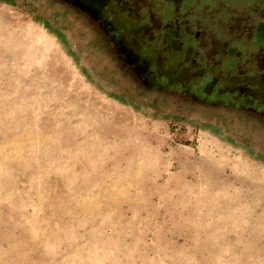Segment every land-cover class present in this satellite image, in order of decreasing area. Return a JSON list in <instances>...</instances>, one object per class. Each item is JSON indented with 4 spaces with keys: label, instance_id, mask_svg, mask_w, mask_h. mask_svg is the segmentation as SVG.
Masks as SVG:
<instances>
[{
    "label": "rangeland",
    "instance_id": "1",
    "mask_svg": "<svg viewBox=\"0 0 264 264\" xmlns=\"http://www.w3.org/2000/svg\"><path fill=\"white\" fill-rule=\"evenodd\" d=\"M82 16L0 0V264H264V123L144 86Z\"/></svg>",
    "mask_w": 264,
    "mask_h": 264
},
{
    "label": "flooded vegetation",
    "instance_id": "2",
    "mask_svg": "<svg viewBox=\"0 0 264 264\" xmlns=\"http://www.w3.org/2000/svg\"><path fill=\"white\" fill-rule=\"evenodd\" d=\"M58 1L90 20L111 55L137 72L144 86L173 89L209 107L232 106L264 123V65L252 53L264 47L256 37L264 26V0H257L253 24V15L236 19L225 5L221 17L206 10L208 4L200 12L204 16L193 14L184 0ZM206 17L219 19V25L206 24ZM138 44L150 47L153 56L142 57Z\"/></svg>",
    "mask_w": 264,
    "mask_h": 264
},
{
    "label": "water",
    "instance_id": "3",
    "mask_svg": "<svg viewBox=\"0 0 264 264\" xmlns=\"http://www.w3.org/2000/svg\"><path fill=\"white\" fill-rule=\"evenodd\" d=\"M254 56L256 57L257 61L264 64V47L262 48V50L254 52Z\"/></svg>",
    "mask_w": 264,
    "mask_h": 264
}]
</instances>
